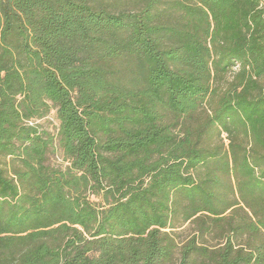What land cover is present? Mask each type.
<instances>
[{
  "label": "trees",
  "instance_id": "obj_1",
  "mask_svg": "<svg viewBox=\"0 0 264 264\" xmlns=\"http://www.w3.org/2000/svg\"><path fill=\"white\" fill-rule=\"evenodd\" d=\"M262 1L0 0V264H264Z\"/></svg>",
  "mask_w": 264,
  "mask_h": 264
},
{
  "label": "rangeland",
  "instance_id": "obj_2",
  "mask_svg": "<svg viewBox=\"0 0 264 264\" xmlns=\"http://www.w3.org/2000/svg\"><path fill=\"white\" fill-rule=\"evenodd\" d=\"M39 121L45 128L53 133H56L59 121L56 118L55 107L51 109L48 116L40 119ZM48 162L50 165L58 168H64L68 164V161L64 157L63 150L60 147L58 140H55V145L49 154Z\"/></svg>",
  "mask_w": 264,
  "mask_h": 264
},
{
  "label": "built area",
  "instance_id": "obj_3",
  "mask_svg": "<svg viewBox=\"0 0 264 264\" xmlns=\"http://www.w3.org/2000/svg\"><path fill=\"white\" fill-rule=\"evenodd\" d=\"M261 7L264 8V0L261 2Z\"/></svg>",
  "mask_w": 264,
  "mask_h": 264
}]
</instances>
